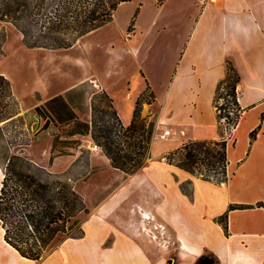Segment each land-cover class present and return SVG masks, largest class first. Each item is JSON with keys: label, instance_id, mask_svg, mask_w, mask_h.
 <instances>
[{"label": "rangeland", "instance_id": "374dc122", "mask_svg": "<svg viewBox=\"0 0 264 264\" xmlns=\"http://www.w3.org/2000/svg\"><path fill=\"white\" fill-rule=\"evenodd\" d=\"M130 1L120 6L110 23L77 40L67 50L28 48L13 25L0 22V73L9 79L15 99V105L0 118L2 172L10 157L25 158L27 165L22 168L34 171V168H44L54 178L67 182L83 197L88 209L72 237L56 243L40 260H22L20 264H100L99 261L106 259H111L110 264H148L147 258L152 264H168L171 259L179 261L187 255V250L180 248L179 231L191 242H200L202 256L211 259L209 255H216V245L222 238L218 231V226L222 227L219 217L231 205H251L248 203L264 197V183L253 182L257 175L253 174L250 163L229 162L228 181L217 183L167 162L165 156L172 151L170 143H178L180 147L196 133L183 130L179 134L175 130L166 139L159 138L166 129L156 133L157 125L150 119L157 114L159 105L155 104V95L147 81H151L160 95L173 71L174 53L185 29L179 27V33L174 35H170L169 28L158 32L160 24L170 22L164 17L159 25L146 32L156 13L153 0ZM137 3H142L144 9L134 27L139 12ZM163 15H167V10ZM129 40L132 42L128 43ZM126 46L130 52H125ZM131 47L136 49L133 53ZM101 74L107 77L103 76L110 92L116 96L120 111L126 107V90L138 91L143 87L134 104L141 98L139 116L153 122L154 130L144 166L132 174L112 167L91 134L68 137L72 126L60 125L52 118L43 128L44 116H48L45 104L57 94L64 98L70 94L73 111L81 121L92 123L94 119L98 125L109 121L112 111H117L112 98L101 90ZM70 86L75 87L64 92ZM108 99L112 100V108ZM36 107H41L43 112L38 114ZM226 127L225 122L219 123V139L224 135L231 148L232 139L225 133ZM56 136L65 144L52 151ZM212 136L218 135L213 132ZM237 145L238 150L243 149L242 138L238 137ZM53 154L58 156L50 164ZM166 194L168 202L163 200ZM164 204L168 207V220L156 214V209H163ZM140 210L154 220L144 221L140 216L134 219V212ZM232 222L233 227L247 222L263 227L264 214L237 211ZM159 225H164L165 230L158 229ZM1 229L0 225V241L3 240ZM201 257H196V264H200Z\"/></svg>", "mask_w": 264, "mask_h": 264}, {"label": "trees", "instance_id": "16d2710c", "mask_svg": "<svg viewBox=\"0 0 264 264\" xmlns=\"http://www.w3.org/2000/svg\"><path fill=\"white\" fill-rule=\"evenodd\" d=\"M130 0H0V22L13 25L23 37L25 46L31 49L67 50L75 42L110 23L119 6ZM240 77L230 62L227 75L217 86L214 99L219 123L225 118L226 134L231 135L241 119L243 110L238 102L237 86ZM107 96V95H106ZM109 107L112 108V100ZM219 100H222L219 102ZM15 105L9 79L0 73V118ZM141 98L136 102L131 123L124 126L113 110L109 121L98 125L81 121L73 111V100L56 96L46 102L48 122L71 125L68 137L91 134L102 147L112 167L132 174L144 166L152 138L154 123L139 116ZM92 105L93 112L96 111ZM41 114L43 109L36 107ZM112 119V120H111ZM261 126L249 134L250 143L256 139ZM56 136L52 151L65 141ZM234 145V144H233ZM229 139L194 140L169 152L165 159L185 172L205 180L224 183L228 181ZM63 155L62 152L59 153ZM58 155H51L50 164ZM25 158L12 156L3 168L0 186V225L3 240L19 256L38 261L42 255L78 229L81 216L88 213L83 197L67 182L54 178L44 168H22ZM29 165V164H28ZM32 168V167H31ZM38 172V173H37ZM262 208L264 202L255 205H231L219 217V224L227 230L230 210ZM223 220V221H220ZM72 237V236H71Z\"/></svg>", "mask_w": 264, "mask_h": 264}, {"label": "crops", "instance_id": "0c3cea01", "mask_svg": "<svg viewBox=\"0 0 264 264\" xmlns=\"http://www.w3.org/2000/svg\"><path fill=\"white\" fill-rule=\"evenodd\" d=\"M136 5L139 12L134 27L144 9L142 3ZM153 7L156 13L146 32L159 25L160 19L164 20V17L170 22L160 24L158 32L167 31L169 28L170 35H174L179 33V27L185 29L182 41L176 48L178 50L174 53L176 61L173 71L160 95L151 81H147L155 95V104L159 105L157 114L150 117L157 125L156 133L164 128H172L171 133L178 130L179 134L183 130H193L196 134L189 141L219 140V121L214 99L217 86L225 79L227 63L230 62L240 77L237 91L243 113L230 135L232 144L228 151L229 162L241 165L250 163L253 174L257 175L252 181L257 185L263 184L264 0H162L160 3L159 0H153ZM164 10H167L166 16L163 15ZM143 32L140 31L141 34ZM166 38L172 40L170 36ZM131 40L128 43H131ZM128 47L126 46L125 52H130ZM171 47L172 45L169 47L170 53ZM131 48L133 53L136 49ZM103 76L105 74L100 76L101 90L112 98L115 110L123 123L130 124L135 100L142 93L143 87L138 91L132 88L126 90V107L120 111L117 108L116 96L105 83L104 79L107 77ZM75 86L68 87L64 92H69ZM125 118L129 120L127 123ZM258 125L261 129L256 139L250 143L249 134ZM213 132L218 136H212ZM238 137L243 139L244 147L240 150L237 145ZM169 146L171 150L179 147L178 143H170ZM259 201L264 202V197H258L248 204L255 205ZM246 210L264 214V210L257 207L230 211L227 216V232L218 226L222 238L216 245V255H209L213 264H264V225L259 227L247 222L233 227V214ZM1 230L3 235L4 231ZM185 239L187 255L179 261L171 259L168 264H196V257L204 255L200 242H191L186 237ZM21 262L19 254L4 240L0 241V264ZM110 262L111 259L99 261L100 264ZM147 262L152 264L148 258Z\"/></svg>", "mask_w": 264, "mask_h": 264}, {"label": "bare ground", "instance_id": "6f19581e", "mask_svg": "<svg viewBox=\"0 0 264 264\" xmlns=\"http://www.w3.org/2000/svg\"><path fill=\"white\" fill-rule=\"evenodd\" d=\"M124 4V3H123ZM123 4H121V5H123ZM120 5V6H121ZM3 178V172H2V169H1V167H0V186H1V179ZM168 195L166 194L165 196H163V200L164 201H166V202H168ZM170 201V200H169ZM168 207H167V205L166 204H164V207H163V209L161 208V210H159V209H156V214H157V216H160V217H162V218H164V220H168V209H167ZM139 216H140V218L142 219V220H144V221H150V220H154V217L153 216H151L150 214H148V213H145L143 210H140V211H135L134 212V214H133V218L134 219H138L139 218ZM173 225H175V224H173ZM157 228L158 229H161V230H165V227H164V225H159V226H157ZM185 229V228H184ZM185 231V230H184ZM178 236H179V243H182L181 244V246H180V248L181 249H183V250H187V245H186V242L185 241H187L186 239H185V235H184V233L183 232H181V231H179L178 232ZM132 242V241H131ZM121 243H123L124 245H127V243H126V241H124V240H122L121 241ZM190 243V242H189ZM188 244V243H187ZM21 257V256H20ZM21 259L22 260H24V261H26V262H31V260H28V259H26V258H23V257H21Z\"/></svg>", "mask_w": 264, "mask_h": 264}, {"label": "built area", "instance_id": "2783aa9c", "mask_svg": "<svg viewBox=\"0 0 264 264\" xmlns=\"http://www.w3.org/2000/svg\"><path fill=\"white\" fill-rule=\"evenodd\" d=\"M218 112V111H217ZM222 122H225V118H223ZM171 135V131L169 129L164 130L160 135L159 138L160 139H166L167 137H169ZM94 150H98L97 146H94Z\"/></svg>", "mask_w": 264, "mask_h": 264}, {"label": "flooded vegetation", "instance_id": "af4514ba", "mask_svg": "<svg viewBox=\"0 0 264 264\" xmlns=\"http://www.w3.org/2000/svg\"><path fill=\"white\" fill-rule=\"evenodd\" d=\"M206 258H207V257L202 256L201 259H200V264H205L206 261H207Z\"/></svg>", "mask_w": 264, "mask_h": 264}, {"label": "water", "instance_id": "95a60500", "mask_svg": "<svg viewBox=\"0 0 264 264\" xmlns=\"http://www.w3.org/2000/svg\"><path fill=\"white\" fill-rule=\"evenodd\" d=\"M205 264H213V261L211 259H207Z\"/></svg>", "mask_w": 264, "mask_h": 264}]
</instances>
